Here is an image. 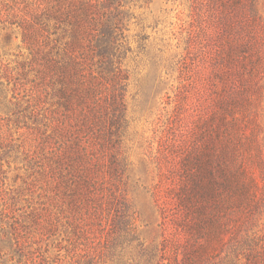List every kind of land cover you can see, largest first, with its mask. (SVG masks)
Masks as SVG:
<instances>
[{"label":"trees","instance_id":"16d2710c","mask_svg":"<svg viewBox=\"0 0 264 264\" xmlns=\"http://www.w3.org/2000/svg\"><path fill=\"white\" fill-rule=\"evenodd\" d=\"M128 2L0 0V19L12 34H20L25 49L12 67L2 64L0 76V104H5L8 84L14 99L0 126L12 121L23 137L15 144L11 135L0 133V148L21 152L23 168L32 177L26 189L40 199L39 208L19 219L18 193L12 203H3L0 264H47L48 249L39 243L51 239L57 250L79 248L76 256L93 264L101 241L111 250L116 234L135 230L140 213L126 199L128 162L122 150L129 126L128 73L122 66ZM197 2L214 13L219 38L244 40L226 47L217 39L213 77L225 80V66L240 56L244 79L258 83L263 76L256 45L264 41V31L257 0ZM215 4L221 16L213 11ZM204 14L198 13L200 24ZM12 34L5 35V44ZM228 94L213 115L196 120L198 131L188 142L172 134L179 153L172 150L169 157L179 158L171 170L177 173L167 193L162 184L151 193L162 216L165 252L173 257L166 264H208L217 256L220 264H264V235L242 233L258 208V192H264V159L255 149V135H245L244 111L237 115L235 97ZM251 103L247 91L240 106L246 110ZM145 205L150 220L153 211ZM94 225L101 226L100 235Z\"/></svg>","mask_w":264,"mask_h":264},{"label":"rangeland","instance_id":"374dc122","mask_svg":"<svg viewBox=\"0 0 264 264\" xmlns=\"http://www.w3.org/2000/svg\"><path fill=\"white\" fill-rule=\"evenodd\" d=\"M127 10L130 16L125 31L122 66L128 73L125 100L129 126L122 150L128 162L126 199L134 203L140 216L133 224L134 231L122 237L116 234L113 249L101 246L102 241L97 245L99 253L93 264H166L173 257L165 252L168 247L163 243L159 225L162 216L153 205L151 193L159 184L164 187L163 194L167 193L166 185L173 182L177 173V170H171L180 160L176 157L175 162L172 161L173 157H169L172 150L179 153V149L172 144V138H175L172 134H178L188 142L194 136V131H198L196 120L201 116L213 115L218 109V102L228 99L229 92L237 102L233 104L237 115H245V135H250L249 138L251 134L255 135V149H260L259 156L264 159V41L256 45L261 49L258 70L263 76L258 83L256 78L244 79L246 72L240 56L233 57L230 64L225 66L226 79L222 81L213 77L216 73L211 66L218 52L217 39L226 47L243 43L244 40L230 36L219 38L222 37L219 35L221 29L212 20L214 13L205 5L201 6L197 0H129ZM257 10L264 31V0H257ZM200 11L201 15L205 13L201 24L198 21ZM213 11L221 16L222 11L216 4ZM242 16L239 18L241 23ZM11 29L0 19V76L3 73L2 64L12 67L20 59L18 53L25 52V49H21L20 34L16 31L12 34ZM256 31L258 33V28ZM9 32L12 34L11 40L5 44L4 37ZM201 38L202 44H199ZM199 53H203L202 57ZM247 91L252 103L243 110L240 105ZM4 94L6 101L4 105L0 104V118L10 114L7 107L14 102L11 84L4 87ZM20 131H16L12 121L8 126H0V133L11 135L15 144H19L23 137ZM183 145L182 142L180 146ZM1 149L0 196L3 194L1 197L4 199L0 198V210L4 202L12 203L11 197L18 193L20 200L15 207L21 210H17L15 216L23 218L22 215L31 208L40 207V199L36 193L32 194L26 189L32 177L23 168L25 161L21 152L5 153ZM249 165L255 172V166ZM257 197L258 208L252 219L247 221L243 234L254 232L256 236L264 235V192H258ZM145 202L153 211L150 220L146 217L148 205ZM5 221L8 220L5 218ZM100 227L94 225L97 235H100ZM51 240L39 243L48 249L45 253L47 264H84L83 259L76 256L79 248L67 253L64 249L57 250ZM46 243H49L48 246ZM212 262L208 264H220L219 256Z\"/></svg>","mask_w":264,"mask_h":264}]
</instances>
